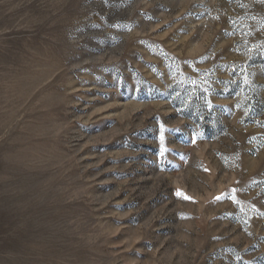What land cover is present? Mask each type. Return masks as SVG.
<instances>
[{
    "label": "rangeland",
    "instance_id": "obj_1",
    "mask_svg": "<svg viewBox=\"0 0 264 264\" xmlns=\"http://www.w3.org/2000/svg\"><path fill=\"white\" fill-rule=\"evenodd\" d=\"M0 264H264V0H0Z\"/></svg>",
    "mask_w": 264,
    "mask_h": 264
}]
</instances>
